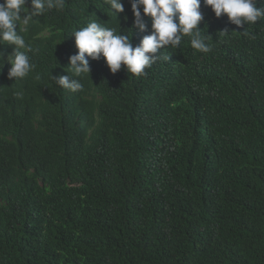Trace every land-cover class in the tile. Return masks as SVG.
Here are the masks:
<instances>
[{
    "label": "trees",
    "instance_id": "trees-1",
    "mask_svg": "<svg viewBox=\"0 0 264 264\" xmlns=\"http://www.w3.org/2000/svg\"><path fill=\"white\" fill-rule=\"evenodd\" d=\"M121 3L34 17L23 79L0 44V264H264V19L249 39L201 0L211 52L184 37L139 76L86 56L82 91L56 85L89 14L133 47L151 33Z\"/></svg>",
    "mask_w": 264,
    "mask_h": 264
},
{
    "label": "clouds",
    "instance_id": "clouds-1",
    "mask_svg": "<svg viewBox=\"0 0 264 264\" xmlns=\"http://www.w3.org/2000/svg\"><path fill=\"white\" fill-rule=\"evenodd\" d=\"M30 2V8L27 7ZM133 14V28L144 32L147 29L143 17L151 18V33L143 36L138 46L133 47L131 40L132 29L127 34H120L118 26L102 23L92 13L89 22L73 29L77 52L69 57L67 75H51L52 81L65 89L83 90L82 79L90 74L91 60L104 59L110 72L115 74L122 65L126 71L137 76L144 74L161 57L157 54L162 48H177L184 37L190 38L193 49L202 53L212 51L208 42L211 35L205 36L198 27L204 16L201 12V0H129ZM66 0H0V44L12 46V51L6 60L11 65L8 71L9 79H23L35 65L31 62L28 52L31 46L20 32H26L28 26L35 22L34 17L44 15L52 10H63ZM105 13L115 19L124 12L121 0H102ZM205 6H210L217 18L226 15L228 21L237 27L247 28L242 34L255 39V35L248 30L249 25L264 19V2L261 0H203ZM260 4V6H257ZM24 14L23 16L21 14ZM125 21L127 16L124 17ZM19 26V31H17ZM23 26V27H22ZM240 32V31H233ZM232 32V33H233ZM228 35V29L220 31ZM163 59H170L169 56ZM5 57L0 55V68L3 67ZM69 71L72 75H69ZM19 94V93H18Z\"/></svg>",
    "mask_w": 264,
    "mask_h": 264
},
{
    "label": "rangeland",
    "instance_id": "rangeland-1",
    "mask_svg": "<svg viewBox=\"0 0 264 264\" xmlns=\"http://www.w3.org/2000/svg\"><path fill=\"white\" fill-rule=\"evenodd\" d=\"M141 129H142V127H141Z\"/></svg>",
    "mask_w": 264,
    "mask_h": 264
}]
</instances>
